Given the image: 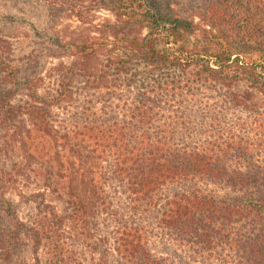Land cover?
<instances>
[{
	"label": "trees",
	"instance_id": "trees-1",
	"mask_svg": "<svg viewBox=\"0 0 264 264\" xmlns=\"http://www.w3.org/2000/svg\"><path fill=\"white\" fill-rule=\"evenodd\" d=\"M106 1L101 42L50 81L31 57L0 74H21L0 112L35 153L0 159L1 262L22 247L81 264L74 225L122 264H264V0H210L199 20L173 0ZM18 180L25 221L5 196Z\"/></svg>",
	"mask_w": 264,
	"mask_h": 264
},
{
	"label": "rangeland",
	"instance_id": "rangeland-1",
	"mask_svg": "<svg viewBox=\"0 0 264 264\" xmlns=\"http://www.w3.org/2000/svg\"><path fill=\"white\" fill-rule=\"evenodd\" d=\"M48 1L52 3L51 7L47 6L44 0H0V74H6L10 67L14 69L17 65L27 62L28 57H31L32 62L28 72H32L31 75L43 73L46 77L45 80L50 81L53 67L60 62L69 63L77 56L75 45L86 41L90 36L99 37L89 40L93 44L101 42L100 37L104 33L106 23L116 20L115 13L105 6L109 5L106 0ZM173 1V7L177 13L190 17L194 14L196 20H199L200 13L211 2L210 0ZM165 3L167 0H164L162 4L165 5ZM9 15L15 18L9 17ZM14 75L4 76L3 80L5 81L0 79V83L2 81L5 88L11 89L16 96L13 100L17 101L18 98H23V92L18 85V82L21 81V74ZM2 113L3 111L0 112V159L2 160L6 154L13 161L17 156L25 154L28 165H31L33 155H35L34 151L28 149V144L21 145L19 142L25 134V121H15L13 122L14 126H9L11 121L5 119ZM2 145L7 146V149ZM6 155L5 157H7ZM10 165L12 166L11 163L9 165L0 163V167L3 166L8 171ZM11 168V170L14 169V167ZM22 170L18 173L25 177L28 169L23 168ZM23 177L19 176V179ZM18 181L17 188H8L7 186L5 196L14 202L18 219L25 221L33 214V206L30 203H20L16 194L20 189L27 190L28 187H20V180ZM29 185V189H33L31 183ZM57 206L60 208L62 205L57 203ZM0 214H3L1 209ZM0 223L2 222L0 221ZM1 225L2 228L5 227L3 224ZM94 227L97 231H101L99 223L94 224ZM69 229L73 236V245L78 249L82 247V253H78L81 264H122L120 259L111 253L97 252L100 247H106V244L96 240L97 234L87 238L79 234V231H83L80 227L70 225ZM89 244H92L96 250L85 253L84 250L88 248ZM28 251L22 247L13 248L9 256L10 260L1 262L0 259V264H21L24 260H26L24 264H33L34 260Z\"/></svg>",
	"mask_w": 264,
	"mask_h": 264
}]
</instances>
